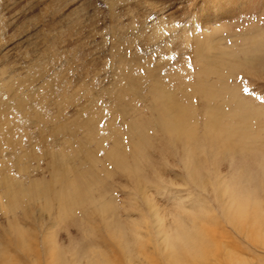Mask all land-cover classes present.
I'll list each match as a JSON object with an SVG mask.
<instances>
[{"label": "rangeland", "instance_id": "rangeland-1", "mask_svg": "<svg viewBox=\"0 0 264 264\" xmlns=\"http://www.w3.org/2000/svg\"><path fill=\"white\" fill-rule=\"evenodd\" d=\"M0 81V264H168L143 193L264 264L216 192L264 206V0H0Z\"/></svg>", "mask_w": 264, "mask_h": 264}, {"label": "bare ground", "instance_id": "bare-ground-1", "mask_svg": "<svg viewBox=\"0 0 264 264\" xmlns=\"http://www.w3.org/2000/svg\"><path fill=\"white\" fill-rule=\"evenodd\" d=\"M113 5V4H112ZM115 10V9H114ZM113 12V11H112ZM113 18V17H112ZM56 39L53 38V43L55 42ZM54 46V45H53ZM222 52V51H221ZM121 53V52H120ZM223 53V52H222ZM232 53V52H231ZM226 55V54H225ZM231 55V54H230ZM55 56V55H54ZM235 57V56H233ZM61 58V57H60ZM136 59V58H135ZM119 60V59H118ZM53 61V60H52ZM72 61V60H71ZM127 61V60H126ZM134 61V60H133ZM220 61V60H219ZM224 61V60H223ZM229 62V60H226ZM225 61V62H226ZM227 62V63H228ZM126 63V62H125ZM221 63V61H220ZM122 64V63H121ZM127 64V63H126ZM125 64V65H126ZM221 64H225V63H221ZM229 64V63H228ZM248 64V63H247ZM123 65V64H122ZM128 65V64H127ZM231 65V64H230ZM228 66V65H225ZM222 68V65L220 66ZM6 68V67H5ZM123 68V67H122ZM220 68V69H221ZM38 69V68H37ZM121 69V68H120ZM126 69V67H125ZM36 70V69H35ZM128 70V69H127ZM127 71L122 72L119 81L121 82V84L123 83L124 86L126 84V87L132 84V78L127 75L126 73ZM5 73V72H4ZM146 73V71H145ZM147 74V73H146ZM151 75L150 71L147 74V76L149 77ZM4 76V75H3ZM64 76V75H63ZM5 78V77H4ZM2 77V79H4ZM13 78V77H12ZM29 79V78H28ZM86 79V78H85ZM13 81V80H12ZM132 81V82H131ZM156 81V80H155ZM154 81V83H155ZM1 82V81H0ZM65 82V81H64ZM63 82V83H64ZM137 82V81H136ZM5 83V82H4ZM16 83V82H15ZM28 83V82H27ZM66 83V82H65ZM131 83V84H130ZM135 87H136V83ZM161 84V83H160ZM1 85V83H0ZM15 85V84H14ZM163 85V84H162ZM123 86V87H124ZM156 87V86H155ZM163 87V86H162ZM129 88V87H127ZM139 88V87H138ZM152 88V87H151ZM89 89V88H87ZM140 89V88H139ZM154 89V88H152ZM161 89V88H160ZM163 89V88H162ZM65 90V89H64ZM86 90V89H85ZM48 91V90H47ZM78 91V90H77ZM91 91V90H90ZM128 91V90H127ZM148 91V90H147ZM89 92V90H88ZM122 92V91H121ZM159 92V91H158ZM216 94V91H214ZM86 93V92H85ZM84 93V94H85ZM130 93V92H129ZM147 93V92H146ZM149 93V92H148ZM164 93V91H163ZM218 93V91H217ZM68 94V93H67ZM124 94V93H123ZM139 94V93H138ZM150 94V93H149ZM152 94V93H151ZM155 94V92H154ZM214 94V93H213ZM29 95V94H28ZM73 95V94H72ZM71 95V96H72ZM144 95V94H143ZM159 95V94H157ZM171 95V92H170ZM133 96V95H132ZM136 96V95H134ZM149 96V95H148ZM152 96V95H151ZM154 96V95H153ZM169 96V95H168ZM126 97V96H125ZM128 97V96H127ZM138 97V96H136ZM163 97V96H162ZM171 97H173L171 95ZM30 98V97H29ZM150 98V97H149ZM157 98V97H156ZM24 99V97H23ZM134 99V98H133ZM137 99V98H136ZM135 99V100H136ZM166 99V98H165ZM170 99V97H169ZM211 99V98H210ZM214 99V98H213ZM152 100V99H151ZM215 100V99H214ZM38 101V100H37ZM157 101V100H156ZM161 101V99L159 100ZM168 101V100H167ZM171 101V100H170ZM153 102V101H152ZM163 102V101H162ZM180 102V101H179ZM19 103V102H18ZM132 103V102H131ZM16 104V103H15ZM159 104V103H157ZM165 104V103H163ZM173 104V103H172ZM240 104V103H239ZM154 105V104H153ZM25 106V105H24ZM31 106V105H30ZM29 106V107H30ZM62 106V105H61ZM180 106V105H179ZM178 106V107H179ZM244 106V105H243ZM28 107V108H29ZM38 107V106H37ZM156 107V106H155ZM177 107V108H178ZM187 107V106H186ZM31 108V107H30ZM150 108V107H149ZM153 108V107H152ZM158 108V107H157ZM173 107H171L169 105V103L165 106V111L167 112L168 110H171ZM59 109V108H58ZM57 109V110H58ZM164 109V107H163ZM189 109V108H188ZM24 110V109H23ZM29 111V109H27ZM153 110V109H152ZM156 110V109H155ZM191 110V109H190ZM85 111V109H84ZM185 111V110H184ZM156 112V111H155ZM159 112V111H158ZM182 112V111H181ZM187 112V111H186ZM37 113V112H36ZM86 113V112H85ZM151 113V112H150ZM163 113V112H162ZM190 113V112H189ZM192 113V112H191ZM152 114V113H151ZM155 114V113H154ZM132 115V114H131ZM41 116V115H40ZM85 116V115H84ZM155 116V115H154ZM178 116V115H176ZM44 117V116H43ZM82 117V116H81ZM157 117V116H156ZM155 117V118H156ZM160 117V116H159ZM168 117V116H167ZM171 117V115L169 116ZM184 117V116H183ZM39 118V117H38ZM158 118V117H157ZM154 119V118H153ZM162 119V118H161ZM211 121V125L210 126L212 129L215 128L216 124H214L213 119L210 120ZM164 122V127L166 128V130L168 131V133L175 135V136H179L181 135V129H180V124L176 119L173 118H167L166 121ZM189 123V122H188ZM74 124V123H73ZM182 124V123H181ZM193 124V123H192ZM90 125V122L85 119L84 121L81 122V124H77V128H83L84 132L85 129L88 128V126ZM183 125V124H182ZM185 125V124H184ZM194 125V124H193ZM65 127V126H64ZM8 128V127H7ZM61 131L64 128H60ZM139 129V128H138ZM162 130V129H161ZM218 130V129H217ZM231 130V129H230ZM235 130V129H234ZM238 130V129H237ZM236 130V131H237ZM81 131V130H80ZM90 132H92L89 129ZM193 131V130H192ZM239 131V130H238ZM89 132V133H90ZM221 132V130H220ZM232 132V131H231ZM230 132V134H231ZM88 133V131H87ZM97 133V132H96ZM184 133V132H183ZM222 133V132H221ZM235 133V132H234ZM212 134V133H211ZM229 134V135H230ZM74 135V134H73ZM96 135V134H95ZM231 134V138H232ZM240 136V135H239ZM59 137V136H58ZM238 137V136H237ZM241 137V136H240ZM229 138V137H228ZM255 138V137H254ZM233 139V138H232ZM96 141V140H95ZM98 141V140H97ZM9 142V141H8ZM99 143V142H98ZM232 144V143H231ZM230 145V144H229ZM98 146V145H97ZM245 146V144H244ZM247 146V145H246ZM100 147V145H99ZM97 148V147H96ZM99 150V149H98ZM251 153V152H250ZM217 182V181H216ZM203 186V185H202ZM216 189V188H215ZM234 189V188H233ZM218 191L217 194V199H218V203L220 204L219 206H221L224 215L229 219V222L231 223V225L234 226H239L242 227L244 224L246 225L247 222L250 223V228H252L251 230V235H253V237L255 239H260L261 240L264 238V209H262L263 207L261 206V203L257 200H252V199H244V200H239L236 201L234 200L230 193H226L224 192V187L223 186H219L217 185V189L216 192ZM235 192V191H234ZM147 193H143V200L145 202V205L147 206V208L149 209L150 215H151V219L153 221V225L156 231V235L158 238V246H159V252L161 253L163 259L166 261V263L168 264H211V261L219 262L218 261V255L219 252L218 251H205L203 250V247L198 245V239H196L194 236L191 235L190 230L185 231L184 228H182L181 226H175L174 227V231L173 228H166L165 224H164V219L162 217H160L159 214V207L157 206V204L154 202V200L149 196L146 195ZM244 197V196H243ZM250 197V196H249ZM238 198V197H237ZM246 198V197H245ZM204 206V205H203ZM204 208V207H203ZM102 209V208H100ZM99 209V210H100ZM104 209V208H103ZM206 209V208H205ZM104 211V210H101ZM106 211V210H105ZM104 211V212H105ZM211 211V210H210ZM111 212V211H110ZM103 213V212H102ZM107 213V211H106ZM212 214L214 212H211ZM108 214V213H107ZM106 214V215H107ZM192 214V213H191ZM203 214V213H201ZM216 214V213H214ZM103 215V214H101ZM105 215V214H104ZM107 218V217H106ZM211 218V217H210ZM209 218V219H210ZM189 219V218H188ZM201 219V218H200ZM224 219V217H223ZM190 220V219H189ZM206 220V219H205ZM212 220H216V219H212ZM202 221V220H201ZM204 222V220L202 221V223ZM228 222V221H226ZM204 224V223H203ZM229 224V223H228ZM220 225V224H217ZM204 226V225H203ZM209 226V225H208ZM212 226V225H211ZM210 226V227H211ZM210 227L208 229H210ZM230 227V226H229ZM245 227V226H244ZM187 228V227H186ZM203 228V227H202ZM235 228V227H234ZM233 228V229H234ZM191 229V228H189ZM211 229L213 230V228L211 227ZM245 229V228H244ZM249 229V228H248ZM206 230V229H205ZM246 230V229H245ZM201 231V230H200ZM211 231V230H210ZM193 232V231H192ZM208 232V231H207ZM241 232V231H239ZM238 232V233H239ZM171 233H173L174 235H170ZM209 233V232H208ZM212 233V232H211ZM121 234V233H120ZM249 234V233H248ZM200 235V234H199ZM245 235V234H243ZM249 235V238L250 236ZM204 236V235H203ZM205 237V236H204ZM212 237V236H210ZM248 235L246 236L247 239ZM208 238V237H206ZM200 239V238H199ZM212 239V238H211ZM252 239V238H251ZM203 240V239H202ZM205 240V239H204ZM209 240V239H208ZM219 240V239H218ZM249 240V239H247ZM253 240V239H252ZM260 240V241H261ZM120 241V240H119ZM217 241V240H216ZM251 241V240H250ZM255 241V240H254ZM264 241V240H263ZM215 242V241H214ZM221 242V241H220ZM224 242V241H223ZM252 242V241H251ZM222 243V242H221ZM227 243V242H226ZM250 243V242H249ZM255 243V242H253ZM258 243L260 244V242L258 241ZM216 244V243H214ZM218 244V243H217ZM223 244V243H222ZM45 245V244H44ZM264 245V244H263ZM53 246V245H52ZM220 246V245H219ZM217 247V246H216ZM225 247V246H223ZM51 251V250H50ZM44 252V251H43ZM225 263L226 264H235L238 263L239 260H236V257L234 255V252L231 249H228L227 251H225ZM53 253V252H52ZM188 255H192L190 257L191 261H187V259H185V257H187ZM237 255V254H236ZM46 256V255H45ZM48 257V256H46ZM94 257V256H93ZM239 258V257H238ZM162 259V260H163ZM46 264H58L57 262H55L54 260H52L50 257H48L46 259ZM74 261V260H73ZM78 261V260H77ZM3 263L5 264V262L3 261ZM10 264V263H9ZM89 264H106L104 262H100L99 261H94L91 260L89 262ZM163 264V263H162Z\"/></svg>", "mask_w": 264, "mask_h": 264}]
</instances>
